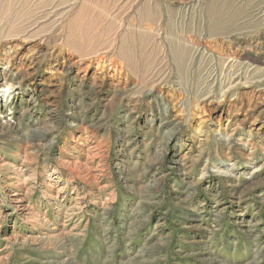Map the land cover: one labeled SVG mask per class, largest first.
Wrapping results in <instances>:
<instances>
[{
  "label": "rangeland",
  "instance_id": "1",
  "mask_svg": "<svg viewBox=\"0 0 264 264\" xmlns=\"http://www.w3.org/2000/svg\"><path fill=\"white\" fill-rule=\"evenodd\" d=\"M0 264H264V0H0Z\"/></svg>",
  "mask_w": 264,
  "mask_h": 264
},
{
  "label": "bare ground",
  "instance_id": "2",
  "mask_svg": "<svg viewBox=\"0 0 264 264\" xmlns=\"http://www.w3.org/2000/svg\"><path fill=\"white\" fill-rule=\"evenodd\" d=\"M15 202L16 203H21L22 202V200L20 199V198H17L16 200H15ZM23 206V205H22ZM73 207V206H72ZM21 208V207H20ZM25 208V207H24Z\"/></svg>",
  "mask_w": 264,
  "mask_h": 264
}]
</instances>
